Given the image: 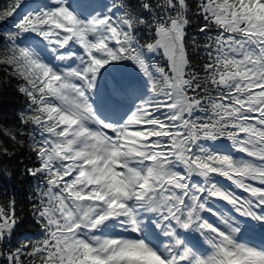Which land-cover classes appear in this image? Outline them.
Instances as JSON below:
<instances>
[{"label": "snow or ice", "instance_id": "obj_1", "mask_svg": "<svg viewBox=\"0 0 264 264\" xmlns=\"http://www.w3.org/2000/svg\"><path fill=\"white\" fill-rule=\"evenodd\" d=\"M0 264H264V0H0Z\"/></svg>", "mask_w": 264, "mask_h": 264}, {"label": "trees", "instance_id": "obj_2", "mask_svg": "<svg viewBox=\"0 0 264 264\" xmlns=\"http://www.w3.org/2000/svg\"><path fill=\"white\" fill-rule=\"evenodd\" d=\"M4 73V70L2 68H0V76H2Z\"/></svg>", "mask_w": 264, "mask_h": 264}]
</instances>
